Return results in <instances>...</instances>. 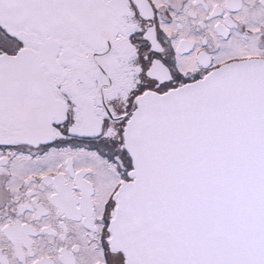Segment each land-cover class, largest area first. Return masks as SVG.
Masks as SVG:
<instances>
[{
    "label": "snow or ice",
    "instance_id": "1",
    "mask_svg": "<svg viewBox=\"0 0 264 264\" xmlns=\"http://www.w3.org/2000/svg\"><path fill=\"white\" fill-rule=\"evenodd\" d=\"M0 264H264V0H0Z\"/></svg>",
    "mask_w": 264,
    "mask_h": 264
}]
</instances>
